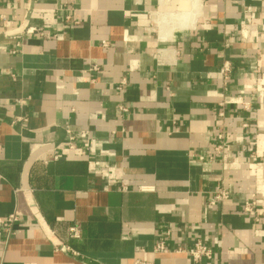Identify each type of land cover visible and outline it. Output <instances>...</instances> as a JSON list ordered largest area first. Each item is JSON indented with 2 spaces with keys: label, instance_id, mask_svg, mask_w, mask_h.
I'll return each mask as SVG.
<instances>
[{
  "label": "crops",
  "instance_id": "1",
  "mask_svg": "<svg viewBox=\"0 0 264 264\" xmlns=\"http://www.w3.org/2000/svg\"><path fill=\"white\" fill-rule=\"evenodd\" d=\"M261 193L264 0H0V264H264Z\"/></svg>",
  "mask_w": 264,
  "mask_h": 264
},
{
  "label": "built area",
  "instance_id": "2",
  "mask_svg": "<svg viewBox=\"0 0 264 264\" xmlns=\"http://www.w3.org/2000/svg\"><path fill=\"white\" fill-rule=\"evenodd\" d=\"M247 11H248L249 16H247L245 20L241 21L242 32L245 31L246 33L248 30V24L250 21V17L254 16L253 10H250V8H248ZM65 21L71 22L73 24L75 23V21L72 20L70 18V15L68 14L65 16ZM33 31H36L41 35L44 34V32H42L40 28H36V27H29V28H26L25 30V32H33ZM246 33L242 34V36L246 37L247 36ZM101 43H102V46L104 47L107 46L106 41L103 40ZM92 68L97 70L96 66H93ZM231 70L232 69H231V65L229 61H223L222 64L220 65L218 71L220 75L222 76V80L224 81V83H226V81L230 78ZM125 85H126V80L125 78H122L120 81L117 82V84H115L114 88L121 91ZM119 109L121 111H126L127 108L123 105H120ZM15 120H26V117L15 118ZM222 137H223L222 134L218 135L219 139H222ZM73 140H74V135L69 133L68 138L65 141L66 147L69 149L79 150L80 147H77L74 144ZM219 149H220L219 145L215 147V151H217V153L220 151ZM58 156H59V152H58V149H56L53 152L51 157L53 159H57ZM94 163L97 165L98 161H95ZM260 165H261V162L255 163V167H259ZM101 177L105 179L106 183L110 187L116 190H119V191L127 190V186L122 182L119 174L118 175L114 174L112 171H107V172L105 171L101 173ZM140 189L144 190L146 188L140 187ZM211 194L212 196L209 200L210 205L222 203L226 200H229L231 197L229 194L228 188L224 184H219L215 186ZM259 195L261 198H264V194L261 193ZM242 212L252 217L254 221H258L264 218V204L260 205L257 203V194H252L249 198H245L244 200H242ZM15 219L16 218L14 214H9L8 216H0V228L7 230L8 225L10 223H13ZM69 235L72 238L79 237V226L78 225L70 226ZM152 251L157 254H165V253H170V252L184 253L187 256H189V258L194 264H203L204 260H209L212 257L211 248L207 246L205 242H203L201 239H196L190 247H182L181 245H178L173 248H169L166 245L165 237L161 236L160 238L156 240ZM133 264H152V263L146 259V254L145 252H143L142 257L135 259Z\"/></svg>",
  "mask_w": 264,
  "mask_h": 264
},
{
  "label": "bare ground",
  "instance_id": "3",
  "mask_svg": "<svg viewBox=\"0 0 264 264\" xmlns=\"http://www.w3.org/2000/svg\"><path fill=\"white\" fill-rule=\"evenodd\" d=\"M164 20V19H163ZM262 165L259 166V168L261 167Z\"/></svg>",
  "mask_w": 264,
  "mask_h": 264
}]
</instances>
